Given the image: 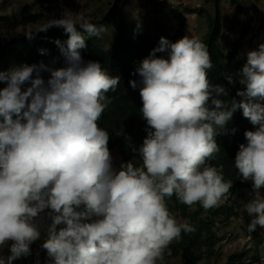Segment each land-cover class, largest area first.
Wrapping results in <instances>:
<instances>
[{
	"label": "clouds",
	"instance_id": "clouds-1",
	"mask_svg": "<svg viewBox=\"0 0 264 264\" xmlns=\"http://www.w3.org/2000/svg\"><path fill=\"white\" fill-rule=\"evenodd\" d=\"M53 27L69 34L66 46L55 41L66 67L41 61L0 71L6 85L0 89V248L10 252L0 254V264L31 256L42 235L47 264H158L182 233L196 231L170 212L166 198L173 195L216 213L222 224L237 227V237L250 220L246 234L264 229V43L247 53L238 74L242 99L228 104L220 98L228 95L225 87L208 79V46L189 35L176 42L162 36L134 73L139 84L130 81L133 89L142 85L140 112L152 129L139 149L142 163L121 161L117 168L110 134L98 122L112 102L106 93L121 78L99 61L85 62L80 51L87 46L80 30L100 37L104 26L63 14L35 33ZM227 79L236 83L233 75ZM238 109L256 130L244 133L246 141L221 144L215 137L229 131ZM224 175L253 190L229 192L233 183ZM241 190L248 192L238 199ZM253 254L247 264H259ZM225 260L231 261L227 254Z\"/></svg>",
	"mask_w": 264,
	"mask_h": 264
},
{
	"label": "trees",
	"instance_id": "trees-1",
	"mask_svg": "<svg viewBox=\"0 0 264 264\" xmlns=\"http://www.w3.org/2000/svg\"><path fill=\"white\" fill-rule=\"evenodd\" d=\"M221 1L207 0L209 6L214 10L213 13L205 8H186L180 11L177 14L180 27L175 34L167 38L171 42H176L185 36L184 29L187 25L185 14L206 15L208 31L203 43L208 46L213 63V67L207 70L208 79L213 85L219 84L225 87L228 95L220 98L230 104L232 99L237 101L242 99L237 96V92L244 89V86L239 83L238 74L247 61L233 63L237 52V44H235L228 54V64L225 66L216 49L217 42L223 34ZM230 2L239 5V0H230ZM127 4L128 0H116V3H111V6L107 3L98 8L94 17L89 19L90 22L97 26L103 25L104 29H111V26L118 24V32L117 34L115 32V38H111L108 45H104L100 42L101 35L100 37H88L87 33L80 30L87 45L80 51L85 62L99 61L110 75L121 78L117 90L106 93V97L110 98L112 102L98 123L110 134L109 149L119 148L124 162L135 158L139 166L142 163L139 149L152 129L142 118L140 112L143 106L140 96L142 85L133 89L130 81L136 80L139 84L140 77L134 73L143 59L150 54L153 48L158 46L161 36L143 37L141 24L128 22L123 17H119V11ZM80 7L79 0H39V10L36 12L29 6L23 5L19 8L16 16L0 15V71L7 72L16 66L39 64L41 61L52 69L66 67L65 57L55 43L56 40H60L66 46L69 34H66L63 28L53 27L47 32L38 33L35 32L39 28L33 30L25 28L30 24H43L61 13L77 12ZM99 12L101 15L97 14ZM28 33H34L31 40L26 36ZM41 50L46 51L42 52ZM157 56L168 58V53H157ZM41 75L45 82L50 78L48 71L42 72ZM227 75H233L236 78V83H230ZM5 86L0 83V89ZM256 127L243 116L242 110L238 109L227 124L229 131L221 132L215 139H218L221 144L230 140L246 141L244 133L248 130L255 131ZM231 129H236L234 134ZM224 178L233 183L229 192H235L241 188L253 190L251 184H248L249 182H241L240 178L234 179L229 175H224ZM166 202L170 212L176 218L182 217L183 220L189 221L196 231L191 234L182 233L181 239L174 240L169 246L171 255H168V250H166L161 264H220V261H223L224 252L222 251V253L220 248L222 249L221 243L224 238L218 230L223 219L214 212L210 214L209 210L205 211L200 204H195L192 207L181 204L175 195L166 198ZM250 256L247 251L233 252L228 255L231 261L227 264H247L246 260ZM253 256L259 257V252L256 251Z\"/></svg>",
	"mask_w": 264,
	"mask_h": 264
},
{
	"label": "rangeland",
	"instance_id": "rangeland-1",
	"mask_svg": "<svg viewBox=\"0 0 264 264\" xmlns=\"http://www.w3.org/2000/svg\"><path fill=\"white\" fill-rule=\"evenodd\" d=\"M79 2L81 7L77 12L61 13L56 18L63 14L72 16L83 14L86 18L91 19L98 8L107 3L111 6V3H116V0H79ZM23 5L29 6L34 12L39 10V0H0V15L16 16L19 8ZM186 8H205L211 13L214 11L207 0H128V4L119 11L118 16L123 17L128 22L141 24L143 37L148 35L169 37L175 34L180 27L177 14ZM97 14L101 15L100 12ZM221 16L223 34L217 42L216 49L223 64L227 66L228 54L235 44H237V52L233 63L247 61V53L251 50H257L259 45L264 43V0H239V5H234L230 0H222ZM185 17L187 18V25L184 29L185 35L195 37L203 42L208 31L206 15L185 14ZM41 25L30 24L25 29L33 30L40 28ZM111 27V29H103L101 33L100 42L104 45H108L110 39L115 38L118 32V24ZM110 152L114 158V166L119 168L121 161H124L119 148H114ZM130 161L138 166L135 158ZM244 192L248 191L241 190L235 196L240 199ZM177 219L183 221L182 217ZM250 221L243 225L244 228L239 237L236 236L239 233L237 227L222 224L223 228L219 229L218 232L223 234V230H228L225 239L229 238L227 241H222V249L220 248V250L224 254L220 264H227L224 255H229L239 248L248 251L250 255L258 251L260 256H252V258L256 263L264 264V229L258 227L255 232L246 234ZM44 227L46 226L42 225V229ZM231 230L234 231V234L229 236ZM44 238L42 235L41 239L31 246L33 252L31 256L16 260L14 264H37V261L39 264H47V251L41 247ZM0 254L7 256L10 252L8 248H0Z\"/></svg>",
	"mask_w": 264,
	"mask_h": 264
}]
</instances>
